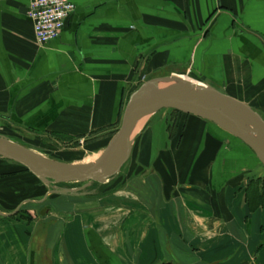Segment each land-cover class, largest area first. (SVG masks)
I'll return each mask as SVG.
<instances>
[{"label": "crops", "instance_id": "obj_1", "mask_svg": "<svg viewBox=\"0 0 264 264\" xmlns=\"http://www.w3.org/2000/svg\"><path fill=\"white\" fill-rule=\"evenodd\" d=\"M70 1L62 35L40 46L30 0H0V135L30 148L115 128L140 86L169 75L264 118V0ZM153 115L137 148L168 152L161 174L96 217L59 197L66 218L55 195L47 221L0 222V264H264V165L206 120Z\"/></svg>", "mask_w": 264, "mask_h": 264}, {"label": "water", "instance_id": "obj_2", "mask_svg": "<svg viewBox=\"0 0 264 264\" xmlns=\"http://www.w3.org/2000/svg\"><path fill=\"white\" fill-rule=\"evenodd\" d=\"M162 80H149L130 97L121 121L102 155L93 163L68 164L47 160L32 149L0 135V159L25 168L41 184L56 189L66 184H79L76 190H51L39 204L50 196L88 197L90 184L109 185L113 183L129 158L132 136L145 117L161 111H173L206 120L244 143L264 165V118L248 105L220 92L197 85L187 80L155 93ZM26 203H34L27 201ZM24 204L6 217L16 216Z\"/></svg>", "mask_w": 264, "mask_h": 264}, {"label": "rangeland", "instance_id": "obj_3", "mask_svg": "<svg viewBox=\"0 0 264 264\" xmlns=\"http://www.w3.org/2000/svg\"><path fill=\"white\" fill-rule=\"evenodd\" d=\"M159 80H162V82L157 84L155 93L176 84L179 80L187 79L178 78L175 75H169L162 79L160 78ZM163 112H167V110ZM153 116L154 115L151 114L145 117L141 122L142 125H139L138 128L143 126L145 120H150L153 118ZM161 116H167V126L170 127V124L173 120L171 118H169V120L168 116L172 115L166 114ZM121 121L122 118L115 128L113 127L101 132H95L79 139H70L60 136H29L30 142H32V144L30 143L26 145H30V149H32L37 155L54 162L68 164L93 163L102 155L113 136L119 130ZM140 132V129H136L132 136L128 161L117 179L113 183L104 186L99 184H90L87 188V192L94 193V195L88 197H79L81 198L79 199L80 202L82 200L83 203L89 205V208L92 209L90 214L94 215L95 217L98 216L99 212L93 210V208L112 207L116 205V203L117 205H121L118 198H122L124 196H127L128 198L127 194L129 193V190H133L138 187V185L135 183L136 176L149 177L152 172H158L161 174V172L164 171L162 163L164 164L163 160L168 159V152L164 149H158L156 146L154 151L150 153L149 156L144 157L142 155H138L137 143L139 141L138 137ZM13 137L16 138L15 135H13ZM135 151L137 153H135ZM33 177L34 176H32V174L24 168L12 162L0 159V214H12L21 204H24L27 201L35 202V204H24L20 212L14 217H8L9 219H4L2 216H0V222H7L9 220L8 222L10 224H15L17 222L20 224H31L34 222L33 218H35V221L39 222L43 220L47 221L48 219L46 218L45 213L48 211L47 208H49L50 205L48 204V201L44 204H39V202L42 201L51 190H76L83 186L79 184H66L58 186L56 189H49ZM57 196V200L55 199L53 202H59L57 205H59L60 208L62 207L63 212H68L66 214L67 218L71 207L66 203H63V201H59L60 199L58 198H63V196ZM54 197L55 196H50L51 199ZM114 197L115 201L113 200ZM79 200H76L75 202ZM59 221H65V217L60 218Z\"/></svg>", "mask_w": 264, "mask_h": 264}, {"label": "built area", "instance_id": "obj_4", "mask_svg": "<svg viewBox=\"0 0 264 264\" xmlns=\"http://www.w3.org/2000/svg\"><path fill=\"white\" fill-rule=\"evenodd\" d=\"M75 12L70 0H30L28 18L36 42L45 46L60 38L66 20Z\"/></svg>", "mask_w": 264, "mask_h": 264}, {"label": "trees", "instance_id": "obj_5", "mask_svg": "<svg viewBox=\"0 0 264 264\" xmlns=\"http://www.w3.org/2000/svg\"><path fill=\"white\" fill-rule=\"evenodd\" d=\"M21 167V166H20ZM23 168V167H22ZM25 169V168H24ZM26 170V169H25Z\"/></svg>", "mask_w": 264, "mask_h": 264}, {"label": "bare ground", "instance_id": "obj_6", "mask_svg": "<svg viewBox=\"0 0 264 264\" xmlns=\"http://www.w3.org/2000/svg\"><path fill=\"white\" fill-rule=\"evenodd\" d=\"M164 86V85H163ZM162 91V90H161Z\"/></svg>", "mask_w": 264, "mask_h": 264}]
</instances>
